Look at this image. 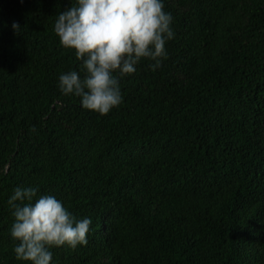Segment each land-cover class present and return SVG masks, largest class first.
I'll list each match as a JSON object with an SVG mask.
<instances>
[{
	"label": "trees",
	"instance_id": "obj_1",
	"mask_svg": "<svg viewBox=\"0 0 264 264\" xmlns=\"http://www.w3.org/2000/svg\"><path fill=\"white\" fill-rule=\"evenodd\" d=\"M162 3L168 58L100 115L59 89L84 75L54 31L76 0H0V264H26L8 200L28 186L92 221L52 264H264V0Z\"/></svg>",
	"mask_w": 264,
	"mask_h": 264
},
{
	"label": "clouds",
	"instance_id": "obj_2",
	"mask_svg": "<svg viewBox=\"0 0 264 264\" xmlns=\"http://www.w3.org/2000/svg\"><path fill=\"white\" fill-rule=\"evenodd\" d=\"M164 7L162 0H76L59 13L54 31L84 69L83 77L75 70L60 75L61 93L80 98L84 109L100 115L118 107L120 78L134 74L141 60L154 62L150 67L156 70L168 58L173 17ZM12 29L17 33L21 27L13 22ZM8 204L18 261L52 264L53 248L87 245L91 219L77 220L55 196H38L37 187H16Z\"/></svg>",
	"mask_w": 264,
	"mask_h": 264
}]
</instances>
